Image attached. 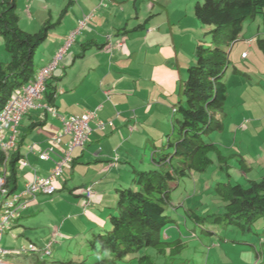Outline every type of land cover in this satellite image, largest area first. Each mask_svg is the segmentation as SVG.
Returning <instances> with one entry per match:
<instances>
[{"label":"crops","instance_id":"0c3cea01","mask_svg":"<svg viewBox=\"0 0 264 264\" xmlns=\"http://www.w3.org/2000/svg\"><path fill=\"white\" fill-rule=\"evenodd\" d=\"M161 3V0H15L21 29L34 32L47 20L59 22L42 44L38 59L41 68L50 62L66 35L77 28L81 17L94 13L47 80L49 88L35 101L40 107L29 109L21 118L17 142L23 138V146L34 143L42 149L49 145L61 123L50 117L45 106L54 107L64 118L95 109L97 119L107 125L100 130L90 122L91 133L84 147L72 151V160L63 167L62 178L57 181V191L53 195H36L13 221L11 230L3 234L0 243L8 245L7 250L28 243L43 247L49 241L77 237L85 223L97 228L105 226L116 188L122 187L121 176L133 172L132 163L141 154V147L150 145L149 139L144 138L157 136L160 130L168 133L158 122L159 115L168 111L173 116L175 106L169 104V98L174 95L178 81L182 84L184 67L187 69L194 62L195 46L205 39V34L194 15L186 11L181 15L178 8ZM68 4L67 12L60 16L61 9ZM255 38L241 41L238 55L242 62L250 57V50L256 52ZM244 51L247 57L241 59ZM6 60L0 35V64ZM231 76L232 82L243 78L232 73ZM48 92H52L51 98ZM248 120L240 125L241 130L252 128ZM6 137L7 133H3V138ZM68 140V136L62 137V143L55 149L57 154H62ZM142 152L144 155V148ZM138 161H144V157L141 155ZM27 162L28 166L18 170L20 187L33 173L48 175L53 166L52 161H40L34 155ZM65 188L68 194L72 190V194H57ZM87 188L92 189L89 199L84 194ZM45 204L52 205L56 213L53 228L36 221L35 213H43ZM0 261L14 264L2 257Z\"/></svg>","mask_w":264,"mask_h":264},{"label":"trees","instance_id":"16d2710c","mask_svg":"<svg viewBox=\"0 0 264 264\" xmlns=\"http://www.w3.org/2000/svg\"><path fill=\"white\" fill-rule=\"evenodd\" d=\"M69 4L61 9L60 16H64ZM259 14H264V0H195L194 18L206 27L210 40L207 44L201 40L195 46L194 62L187 68L179 91L185 95V102L183 105L179 102L172 109L171 129L160 147L167 152L160 153L158 159L151 157L156 168L142 170L136 179L132 178L135 187L116 188L112 210L107 214L109 227L102 226L95 238L88 240L91 248L88 253H71L64 259L53 257L51 252L46 258L32 254L27 264H186L178 256L187 244L169 233L170 226L177 225L175 215L186 225L190 223L188 229L193 236L196 229L205 235H214L210 230L219 224L234 225L243 232L252 231V225L264 218V177H246L242 182L231 180L232 160H237L241 175L247 176L253 169L247 166L239 151L225 156L216 143L209 141V135L223 131L224 127L225 75L230 50L242 41L243 22L254 20ZM57 24L58 21L47 20L38 31H25L19 26L15 0H0V35L7 54L6 62L0 64V112L23 85L35 78L36 51ZM255 43L264 54V39L256 37ZM231 73L247 75L234 66ZM45 85L44 93L49 88L47 82ZM47 95L51 98L52 92ZM22 144L23 138H20L8 158L0 151V174L5 177L3 188L8 194L17 189ZM214 159L226 178L216 180L211 188L216 209L204 211L206 208L198 206L203 208L199 213L187 206L183 215L175 213L181 204L172 202L171 191L179 181L204 174ZM133 172H137L135 168ZM38 194L43 193L35 194L31 200ZM261 245L256 259L263 264L264 241Z\"/></svg>","mask_w":264,"mask_h":264},{"label":"rangeland","instance_id":"374dc122","mask_svg":"<svg viewBox=\"0 0 264 264\" xmlns=\"http://www.w3.org/2000/svg\"><path fill=\"white\" fill-rule=\"evenodd\" d=\"M161 1V4L164 6L165 4H169L174 8H178L177 10L181 13V15L185 14L184 12L186 11L189 15L193 16L192 11L195 0ZM19 5H21V3H19ZM164 9L166 10V7H164ZM170 14L171 13H169V15ZM163 15L165 18V14ZM190 18L193 19L192 17ZM205 28V26H202L204 33H207ZM147 32L148 30L146 33ZM254 37L261 40L264 39V14H259L254 20L247 19L243 22V28L240 34L242 41ZM209 40L210 36L207 33L205 34L204 39L205 44H207ZM241 43V41L236 42L231 48L229 54L230 64L225 75L227 100L225 102L224 109L225 118L223 122V131L214 132L209 135V141L216 143L225 156L230 152L239 151L245 159L247 166L253 169V172L251 171L248 173L249 175H241L237 160H232L231 164L233 168L229 171L232 176L231 180L238 182H242V180L246 177H264V54L258 49L257 44L255 43L253 49L256 52L252 53V50H250V57L246 61L242 62L239 60L238 55L239 47L242 45ZM41 49L42 44L38 47L34 58L36 74L41 69V65H39L40 63L38 62ZM244 65L250 68V71L244 70ZM232 66L247 73V75L232 82ZM183 74L184 77L182 78V81L186 79L187 76L186 67H184ZM31 80L29 82H31ZM179 83L180 82L178 81L174 95L172 98H169V104H174V106H177L179 102L183 105L185 102V95L183 92L178 95V92L180 91L179 86H181ZM159 116L161 117L158 119V122L162 124L163 130H166V133L167 130L169 132L173 116H171L168 111L167 113H162ZM176 116L177 115L175 114V117ZM248 119H250L252 128L241 130L240 125L246 120L249 121ZM166 125L167 127H165ZM148 131L151 134L153 132L152 128H148ZM163 132L160 130V134L157 136L152 135L151 137L144 138L145 140L149 139L150 145L141 147V154L138 155V158H135L132 163L137 172H129L124 177L121 176V180H123L122 188L135 187L136 184L133 183L132 178L136 179L139 172L142 170L149 171L156 168L151 160V157L153 156L155 159H158L160 153L167 152L166 149L164 151H161L160 149L161 145L166 142L165 134H163ZM143 148L144 155L142 152ZM141 155L144 157V161L142 162L138 161V159L141 158ZM216 163L217 161L215 160L214 164L209 167L204 174H194L192 178H185L179 181L176 188L171 191L170 194L174 204H181V207L177 208L175 213L183 215L184 207L187 206L192 209L195 208V210L199 213L200 210H203V208L198 206L206 208L204 211H212L213 209H216L215 204L217 201L215 200L216 197L214 198L212 194L211 188L214 187L216 180L222 181L223 179H226L223 174L224 171L218 170V165ZM20 181L21 179L18 181L19 187H17L15 192L20 191L22 188L20 187ZM66 190L67 189L65 188L57 194L62 192L64 195H69ZM60 207L61 206L56 208ZM52 209V205L45 204L43 207V213H35V218L39 225L42 224L44 226L54 227V221L52 220L55 218L56 213L53 212ZM173 218L177 223L176 227H179V230H177L176 227L170 226V236H178L187 244L178 256L179 261L184 260L186 264H260L258 263L259 259H256V252L261 251V242L264 241V218L257 220L252 225V231L243 232L239 228H235L234 225L219 224L217 226L214 225L210 230L213 231L214 235H205L201 233L199 229H196L197 232L195 236L189 233L190 231L188 228L191 227L189 222H187L186 225L184 220L179 219L176 215ZM108 223L109 221L107 219V224L104 228L109 227ZM99 230L100 228L93 227L90 224L85 223L83 232L78 234L77 237L72 235L54 242L50 247L51 254L53 257L55 256L64 259L66 256H70L71 253H88L91 249L88 245V240L94 239L98 232L101 231ZM223 238L224 240H222ZM76 242L78 243L77 247L74 246ZM0 246L3 249L9 248L8 245L3 242L0 243ZM12 249L13 250H10L11 254L1 257L4 260L9 259V261L14 264H27L30 261L32 254H34L17 253L16 247H13ZM46 257L47 256H44L43 258ZM250 260H253L252 263Z\"/></svg>","mask_w":264,"mask_h":264},{"label":"built area","instance_id":"2783aa9c","mask_svg":"<svg viewBox=\"0 0 264 264\" xmlns=\"http://www.w3.org/2000/svg\"><path fill=\"white\" fill-rule=\"evenodd\" d=\"M91 16L92 14L84 16L78 22L76 31L82 28ZM75 32L69 35L64 48L70 45ZM61 51L54 56L46 67L39 71L31 82L21 88L19 94L11 97L0 112V151L4 153L5 158H8L16 147L18 125L21 117L29 109L40 107V105L35 104V101L40 98L44 91V81L54 70L57 60L61 57ZM244 56L245 53L242 54V57ZM45 108L52 118H57L60 121L61 127L50 139L49 145L43 149L33 143H27L24 146V154L19 158L18 165L21 168L28 166L27 158L30 155H34L40 161H52L53 166L50 173L46 176H39L33 173L31 178L25 181L20 191L11 194H8L6 189L3 188L5 177L0 174V242L3 234L11 230L13 221L21 212L27 209L29 201L35 194L51 195L56 191L57 181L62 178L63 167L71 161L72 151L77 147H83L91 133L90 122L94 121L97 129L102 130L106 126L104 122L96 120L95 111H88L81 115H70L64 118L54 108ZM3 133H7L6 139L3 138ZM64 136H68L69 140L64 144L62 154H57L56 146L62 143V137ZM53 156H56V159ZM86 195L90 197L91 191L87 190ZM51 244L52 241H49L42 248H38L32 243H28L20 245L16 251L17 253H36L40 256H46L50 253ZM10 253V250L3 249L0 246V257Z\"/></svg>","mask_w":264,"mask_h":264},{"label":"clouds","instance_id":"9594fccd","mask_svg":"<svg viewBox=\"0 0 264 264\" xmlns=\"http://www.w3.org/2000/svg\"><path fill=\"white\" fill-rule=\"evenodd\" d=\"M89 14H92L91 18H92L93 15H94L93 12H92V13H89ZM89 14H85V15H83V16L81 17V19H82L84 16L89 15ZM91 18L87 21V23L91 20ZM81 19H80V20H81ZM80 20H79V21H80ZM79 21H78V22H79ZM87 23H86L82 28L78 29V31H76V29L78 28V24H77V28H76L75 30L70 31V32L66 35V37H65V39H64V42H63L62 46H61V47L57 50V52L54 54V56H55L57 53L60 52V50H62V51H61V57L57 60V62H56V66L58 65L59 61L62 59L63 55L65 54V51H66V50L71 46V44L74 42L76 34H77L78 32H80V30H82V29L87 25ZM75 31H76V32H75ZM72 32H75L74 37H73V40L71 41V43H70V45H69L68 47L64 48V47H65V43H66V41H67L69 35H70ZM230 51H231V50H230ZM243 53H245V56H244V57H242V54H243ZM54 56L52 57V59L50 60V62L53 60ZM246 57H247V52H246V51H244V52H242V53L240 54V58H241V59H244V58H246ZM50 62H49V63H50ZM49 63H47V64H46L45 66H43L41 69H43L44 67H46ZM56 66H55V68H56ZM55 68H54V70H55ZM41 69H40V70H41ZM54 70H53V71H54ZM53 71H52V72H53ZM52 72L50 73V76H49L48 78H46L45 81H44V90H45V87H46L45 83H46L47 80L51 77ZM38 73H39V72H38ZM38 73H37V74H38ZM37 74H35V76H36ZM31 81H32V80H31ZM27 84H28V83H27ZM27 84L23 85L22 87L26 86ZM22 87H21V88H22ZM21 88H20V90H21ZM20 90H19L15 95L19 94V93H20ZM43 93H44V91L42 92V94H43ZM42 94H41L40 98L42 97ZM15 95H14V96H15ZM40 98H39V99H40ZM37 100H38V99H37ZM45 107H52V106H45ZM45 107H44V109H46ZM52 108H54V107H52ZM54 109H55V108H54ZM55 110H56V109H55ZM91 111H95V112H96V120H98V119H97V111H96L95 109H94V110H91ZM27 112H28V111H27ZM27 112H26V113H27ZM56 112H57V111H56ZM87 112H88V111H87ZM26 113H25V114H26ZM85 113H86V112H85ZM25 114H24V115H25ZM48 114H49V113H48ZM83 114H84V113H83ZM49 115H50V114H49ZM22 117H23V116H22ZM22 117H21V118H22ZM50 117H51V116H50ZM20 121H21V120H20ZM99 121H100V120H99ZM93 122H94V121H93ZM102 122H103V121H102ZM19 123H20V122H19ZM94 124H95V123H94ZM105 124H106V123H105ZM106 125H107V124H106ZM18 127H19V125H18ZM90 127H91V126H90ZM59 129H60V128H59ZM59 129H58V130H59ZM58 130H57V132H58ZM100 130H101V129H100ZM102 130H103V129H102ZM57 132H56V133H57ZM56 133H55V134H56ZM55 134H54V135H55ZM17 135H18V133H17ZM54 135H53V136H54ZM53 136H52V137H53ZM52 137H51V138H52ZM51 138H50V139H51ZM16 143H17V140H16ZM33 144H34V143H33ZM25 145H26V144H25ZM25 145H24V146H25ZM38 147H39V146H38ZM83 147H84V146H83ZM15 148H16V147H15ZM15 148H14V149H15ZM77 148H82V147H77ZM23 153H24V148H23V151H22V155H23ZM71 154H72V153H71ZM38 160H39V159H38ZM71 160H72V158H71ZM70 162H71V161H70ZM19 168H20V167H19ZM24 183H25V182H24ZM87 190H90V191H91V195H92V189H89V188H87V189L84 190V194L86 195V191H87ZM56 191H57V189H56ZM56 191H55V192H56ZM55 192H54V193H55ZM54 193H53V194H54ZM53 194H51V195H53ZM91 195H90V197H91ZM86 196H87V195H86ZM90 197H88V199H89ZM53 243H54V242L52 241L51 246L53 245ZM51 246H50V247H51ZM36 247H37V246H36ZM17 248H18V247H17ZM38 248H42V247H38ZM50 252H51V249H50ZM10 254H11V253H10ZM29 254H32V253H29ZM34 254H36V253H34ZM49 254H50V253H49ZM38 255H39V254H38ZM39 256H40V255H39ZM46 256H47V255H46ZM42 257H44V256H42Z\"/></svg>","mask_w":264,"mask_h":264},{"label":"water","instance_id":"95a60500","mask_svg":"<svg viewBox=\"0 0 264 264\" xmlns=\"http://www.w3.org/2000/svg\"><path fill=\"white\" fill-rule=\"evenodd\" d=\"M0 264H11V263H6V262L0 261Z\"/></svg>","mask_w":264,"mask_h":264}]
</instances>
